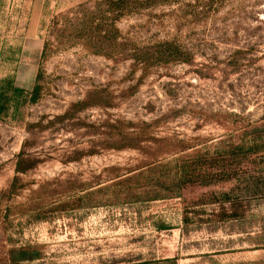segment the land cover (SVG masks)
<instances>
[{"label":"rangeland","instance_id":"374dc122","mask_svg":"<svg viewBox=\"0 0 264 264\" xmlns=\"http://www.w3.org/2000/svg\"><path fill=\"white\" fill-rule=\"evenodd\" d=\"M85 1L0 0V79L30 90L42 71L40 99L0 119V264H264V0L119 23L186 63L41 58L53 16ZM162 157L194 182L162 190L147 172Z\"/></svg>","mask_w":264,"mask_h":264},{"label":"trees","instance_id":"16d2710c","mask_svg":"<svg viewBox=\"0 0 264 264\" xmlns=\"http://www.w3.org/2000/svg\"><path fill=\"white\" fill-rule=\"evenodd\" d=\"M218 2L219 0H87L53 16L47 29L41 58L60 49L77 46L86 54L130 61L131 71L140 69L147 72L153 67L165 64L186 63L190 61L191 55L175 41L138 43L123 35L118 27L119 23L160 5L171 8L169 15L181 22H198L203 20ZM41 77L40 70L30 90L16 85L11 78L0 79V119L8 115H19L22 107L40 99ZM248 150L252 148L248 147ZM167 159L168 157L155 159L148 164L150 167L147 172L161 175L163 185L167 187L162 190L176 195L181 187L194 182L195 174L189 170V163L182 158ZM197 178L198 182L203 183L205 176L199 175Z\"/></svg>","mask_w":264,"mask_h":264}]
</instances>
